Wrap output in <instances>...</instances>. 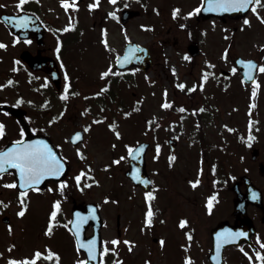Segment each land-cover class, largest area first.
Instances as JSON below:
<instances>
[{"label": "rangeland", "instance_id": "374dc122", "mask_svg": "<svg viewBox=\"0 0 264 264\" xmlns=\"http://www.w3.org/2000/svg\"><path fill=\"white\" fill-rule=\"evenodd\" d=\"M69 2L75 3L73 0ZM94 2L95 0H84V5L73 9V15L70 16L62 6L61 0H36V6L53 26L62 29L61 27L71 23L78 31H71L72 34L67 36L69 42H65L64 38L62 44L66 50L65 64L68 71L73 69L77 75L73 78L75 81L73 89H69L67 100L52 97L47 106L43 105L45 103L38 105L36 123L42 127L48 126L49 135L57 145H62L60 150L68 158L72 168L68 179L69 193L74 195L77 201H93L101 206L104 220L101 234L104 241H109L108 246L111 245V239L116 237L120 239L121 243L115 246L112 264H115L116 260L122 261V264H146V261H150L151 264H185V258L188 256L193 258V264H208L206 255L209 251V229L219 219L228 215L232 198L228 190H221L216 195L217 199L213 202V209L208 217L205 211L209 212L205 205L208 197L213 195L210 193L212 183L216 180L220 182L221 187L227 188L240 175L246 174L263 190L264 195V177L259 175L256 165L249 160L252 145L246 147V144H237L235 140L237 137L240 141L245 140L242 132L253 129L251 113L253 87L243 86L238 73L232 72V58L236 55L252 57L253 34L246 29L234 32L233 28H238L236 23L224 26L215 19L207 20L208 22L197 21L198 26L191 28L196 17L194 18V15L187 17L186 14L198 7V0H117L116 5L110 0H99L100 6L90 10L88 5ZM0 4L10 10L15 8L16 0H0ZM120 6L140 11L139 17L130 20L124 28L118 21ZM175 8L181 11L173 18L172 12ZM113 11L116 12V17L108 15ZM181 24H185L186 27L181 28ZM141 25L151 27L145 30ZM102 28L107 29V39L113 51H108L102 42L104 38ZM189 28L191 29L188 31ZM125 31L130 40L149 48L153 64L146 73L135 69L127 75V80L121 77L119 80L125 81L114 84L112 90L115 97L109 104L106 95L103 102L96 100L94 102L96 95L93 94L100 92L107 80V77L101 78V73L107 70L109 65L114 66L115 56L120 53L126 42ZM198 31L200 34L196 40L199 38L198 44L203 55L192 60L186 59L185 56H189L186 47L192 35ZM72 38L75 40L73 45L71 43L74 42L70 41ZM52 41L55 40L52 38ZM224 47L228 48L229 52L226 62L221 57ZM205 61L215 67L208 70ZM173 67L176 69L175 73L172 72ZM221 69L228 71L225 77L220 75ZM204 71L210 74L206 82L201 79ZM116 80L114 77L113 81ZM196 82L203 83V89L197 86L195 92H188L187 87ZM178 83H185L187 87L179 89L176 87ZM165 89L168 92L167 99L173 104V110L176 111L178 106L187 109L183 119H179L177 112L171 113L161 108L165 99ZM259 89L263 97L264 85ZM99 96L101 97V94ZM41 99L44 100V96ZM261 105L260 126L264 127L262 101ZM65 106L64 116L50 124L49 121L64 111ZM201 108L204 118L203 126L200 127L197 124L201 125V122L196 112L192 110ZM85 109L88 111L85 112ZM124 112L131 114L125 117ZM100 117L107 119L93 123L94 119ZM148 121L152 122V129L148 128ZM110 122L118 125V130L122 133L120 139H117L114 132L108 128ZM89 124L91 129L85 133L84 142L79 146L87 157L86 161H82L73 156L65 137L74 129ZM157 124L160 126L156 127ZM225 125L231 133L224 130ZM233 135L236 138H233ZM170 137L178 141L176 160L172 161L171 166L168 163L171 153L165 144L166 139ZM200 137L206 145L203 154L199 145ZM141 140H149L152 145L147 153L146 163L154 184L152 191L155 192V198L151 201L154 223L147 227L144 221L148 201L138 188H132L124 178L126 159L119 165H112L107 171L103 169L105 163L126 156L125 145H134ZM158 143L161 145V151L159 158L155 159ZM112 144H116V148H112ZM208 144L222 148L215 154L213 150H206L210 147ZM214 159H220L219 164L215 165V174L212 171ZM260 159L264 161V149L261 150ZM86 164L92 165L94 176L100 181V186L93 185L84 192H75L77 189L74 187L72 177L80 169L85 168ZM197 178L201 183L193 188L189 181ZM200 190L203 194H200ZM105 196L118 203L111 201L104 203ZM53 197L54 195L51 196V200ZM68 204V200L65 199L62 206L68 208ZM43 207L44 204H41L36 208L33 220L35 227L30 232L32 237L29 236L24 241L26 244L33 245L39 240V236L44 235L43 230L41 233L37 231ZM117 214L120 216L119 235L115 227ZM252 216L256 217L254 213ZM184 217L189 223L181 228L179 222ZM255 221L259 237L264 240V229L259 223V215ZM53 232L54 234L51 237L47 236V239L51 248L61 255V264H74L79 256L73 248L69 234L58 228L53 229ZM189 232L192 239L187 238V243H184L183 240ZM154 238L157 240L154 241ZM161 238L164 240L163 245L160 244ZM125 240L135 242L132 251H129V245L123 243ZM259 250L264 252V248ZM226 263L248 264L234 251L227 252ZM105 264H108V260Z\"/></svg>", "mask_w": 264, "mask_h": 264}, {"label": "snow or ice", "instance_id": "6c2138e0", "mask_svg": "<svg viewBox=\"0 0 264 264\" xmlns=\"http://www.w3.org/2000/svg\"><path fill=\"white\" fill-rule=\"evenodd\" d=\"M28 2V0H18L17 7L23 10V6ZM110 2L113 5H116L117 0H110ZM205 3L207 4V11L210 12H231V11H247L251 10V12L255 13L256 16L261 20L262 23H264V16L260 14V12L257 10L258 7L264 8V0H205ZM61 4L64 7V9L67 11L69 8L76 9L78 8V4L76 3H70L69 0H61ZM99 0H95L94 3H90L88 5V8L90 10L98 8ZM127 7V5H125ZM204 7V4L202 3L200 6L194 8L192 11L188 12L186 15L187 17H192L194 14L199 13L201 11V8ZM179 8L173 9L172 16L173 18H176L178 14L180 13ZM109 16L116 17V12H110L108 14ZM5 20L8 21H17L15 23V27L21 28V27H27L29 22L32 20V17L30 16H12V17H4ZM71 19V18H70ZM244 25H251V21L246 17L243 21ZM74 27L73 24H69L63 31H67L68 28ZM151 26L149 25H141L142 29H149ZM181 28H185V24L180 25ZM191 35V33H189ZM103 44L105 48L108 51H113L111 49V46L109 45L108 39H107V29L103 30ZM125 39L128 42V48L126 53L123 56H120L117 54L115 56V65L123 66L127 63H130L133 59H139L135 55L137 51L143 52L144 49L141 48L140 45H133L130 38L127 36V32L125 31ZM30 43V41H29ZM7 45L0 42V48H6ZM261 48H264V45L260 46ZM57 55L60 54V47L57 46L56 48ZM228 56V49H225L224 52V59L227 60ZM186 59H191L190 56H185ZM238 64L245 66V79L248 81H251L256 87L252 89V96H256V89L259 87V82L255 79V76L253 75L254 70H258L261 73H264V64H257V62L248 59H240L237 61ZM210 67H215L214 65H211L209 62ZM232 72H236V68L233 67ZM131 71H135V69H132ZM113 72V65H109L107 70L101 73V78L108 77L110 73ZM172 72L175 73L176 69L173 67ZM209 73L207 71H204L201 79L202 81H207L209 79ZM65 80H68V75L65 72ZM152 83H155L152 81ZM8 85L13 84V80L9 79L7 81ZM46 86V85H44ZM200 89H203L204 84L201 83L198 85ZM4 85H0V88H3ZM179 89H185L187 86L185 83H178L176 85ZM197 88V85H192L191 87H187L188 92H193ZM107 90V84L104 88L101 89L100 92L94 93L93 95L99 96L101 92H104ZM69 95V86H65L63 90V94L61 96L62 99L67 100ZM167 89L164 90V101L161 104V108L163 109H172L173 104L167 99ZM19 102H22V98ZM29 103H32L29 101ZM47 106V102H45V105ZM254 106V105H253ZM66 111V106L64 111H61L57 116L53 117L52 120L49 121V123H54L56 120L62 118L64 116V112ZM88 109H85V112H87ZM180 112H186L187 109L184 107L179 108ZM193 112L196 111H203V109H193ZM131 113L124 112L123 115L125 117L129 116ZM104 119H107L106 117H100L99 119H94L93 123H100ZM183 119V117H181ZM148 128L152 129L153 124L151 121H148ZM175 123V122H174ZM160 125L157 124L156 127H159ZM109 129H111L114 132V135L117 139H120L122 137V133L118 130V125L115 122H110L108 124ZM227 127V125H225ZM5 129L6 126L3 122H0V138H3L5 136ZM91 129V125H84L82 128V131H76L74 134L65 137V140L69 143L76 146V154L78 158L82 161H86L87 157L85 152L78 146L80 143L83 142V133L88 132ZM32 131H37V129H32ZM249 139H251V136H249ZM116 144H112V148H116ZM62 145H52L45 139H34V140H27L25 139V130L23 128L20 129L19 138L16 139L10 147H6L4 149H0V176H2L9 168L15 169L18 172V181H12L10 183H6L4 186L9 188H19L22 189L18 193V203L20 205L19 210L17 212V215L19 217H24L26 211L28 210V203L26 198L29 196V191H36L40 192L42 189L40 188V185L49 178H52L56 181V187H48L47 190L50 192H58L59 195L63 199H67L66 191L69 188V180L68 179H61L65 175L66 172V164L68 158L65 156H62L58 154L57 149L61 148ZM127 148V156H120L118 158H115L111 161V163H105L103 165V169L105 171L112 168V165H119L122 160H125L126 158H132V159H140L142 157V154L144 153L145 146L140 145L139 142H137V145H125ZM156 156L155 159L159 158V153L161 151V145L158 143L156 145ZM176 160L175 154H171L169 156V165L171 166L172 161ZM213 173H215V167L213 166L212 169ZM203 169H200V174L202 175ZM131 176L134 180L143 183L145 187L151 181H149L147 178L143 177L140 174V169L138 167L134 168ZM74 180V187L80 191L84 192L86 188H91L93 185L100 186V181L95 178L94 176V169L92 168L91 164H86L85 168L80 169L73 177ZM87 181V183H85ZM189 183L192 185L193 188H196L200 183L201 180L197 178L196 180L189 181ZM158 187V186H157ZM145 197L148 201V210L145 214V226H151L154 223L153 216L154 211L152 208L151 201L155 198V192L154 191H147L145 192ZM257 198V194L254 192L252 194V199L255 200ZM217 197L215 195L209 196L207 199V210L209 213L212 212L213 209V202L216 201ZM111 201V197L105 196L104 197V203H108ZM113 203H118V201H111ZM0 205H2L4 208H7L9 206V203H6L4 201H0ZM99 205H94L91 207L90 212L88 215H84L80 212L74 213V219L62 221L58 219V216L62 212V200L61 199H54L51 211L49 213V219L47 222V226L45 229V235L51 237L54 232L53 229L55 226L60 225L66 228L70 233H72L75 237V245H76V251L77 253H83L81 258H77L74 261V264H93V262H97V264H105V261L103 257H105L109 252H116V248H109L108 244L109 241H100L97 236H93L90 239L84 240L82 238V232H83V225L87 223L89 218L92 219H98L97 217V208ZM189 221L184 218L181 219L179 222V226L181 228H184ZM9 233L13 232V227L11 224L8 225ZM248 233L246 231L240 230V231H233L231 229H225L224 232L220 233L218 232L216 234V256H213L212 259L217 261V264H219V260L217 259L220 256V250L223 244L228 242H235L240 237H247ZM188 240L192 239L191 232L187 233ZM257 242L260 244V248H264V240H262L257 235ZM110 243L113 246L119 245L121 243L120 239L118 237L111 239ZM123 243L129 245V251H132V245L135 243L134 241H128L125 240ZM160 244H164L163 238L160 240ZM13 248H15V245L9 246V251H11ZM241 251L244 252V254L248 257L251 264H264V252H261L259 250H255V260H253V256L245 251L243 247H241ZM3 253H0V256H2ZM99 258V259H98ZM46 260L51 262V264H61V255L53 250L50 246H45L43 250L40 248H37L34 250V253L30 257H24L23 259H16L14 257H9L6 261V264H38L39 261ZM115 264H122V261L116 260ZM146 264H151L150 261H146ZM185 264H193V258L191 256H188L185 258Z\"/></svg>", "mask_w": 264, "mask_h": 264}, {"label": "flooded vegetation", "instance_id": "af4514ba", "mask_svg": "<svg viewBox=\"0 0 264 264\" xmlns=\"http://www.w3.org/2000/svg\"><path fill=\"white\" fill-rule=\"evenodd\" d=\"M36 0H28L27 5L23 7V10L16 7L13 9H6L4 5L0 4V13H18L20 11H26L35 14L41 24L44 26L45 31L42 39H38L36 35L30 34L26 38H19L13 36L7 32L4 25L0 22V29L4 33L0 32V42L7 45L6 48H0V85H4L0 88V122H3L6 126L5 136L0 138V149H4L10 146L16 139L19 138L21 126L19 116L14 115L10 108L22 109V119L25 121L26 130L28 131L31 138L37 133L47 134L48 126H39L36 121V107L43 102L51 101L52 97L62 96L64 87L67 85L65 80V72L67 68L65 61V49L60 44L63 43L64 37L59 35L60 29L52 25V23L43 15L40 8L36 6ZM262 16H264V8L258 7L257 9ZM67 12L70 16L72 11ZM252 17V31L254 34V47H253V59L257 64H264V23L256 16L255 13L251 12ZM244 19V18H243ZM243 19H240L241 21ZM223 22H228L227 19ZM54 28V31H53ZM4 36V38L2 37ZM52 38L55 41H52ZM30 41V43H29ZM57 44L60 47V54L57 55L56 48ZM31 58H35L40 64L44 62H51L53 60L57 66L59 73V86L56 87L45 73L43 69H34L26 64L22 55ZM13 80V84L8 85L7 81ZM259 85H264V73L256 70V78ZM46 85V86H44ZM260 89H256V96L254 97V121L257 128L260 126L261 101L264 105V96L261 98L259 95ZM37 92L40 96H44V100L41 97H37ZM22 98V102H19ZM31 101L32 103H29ZM38 102V103H37ZM24 129V128H23ZM37 129V131H32ZM25 130V129H24ZM26 134V131H25ZM262 138L260 133L257 137L259 139L260 147H264V129L262 130ZM34 140V137H33ZM16 181L13 171L9 169L2 176H0V201L9 203L7 208L0 205V264H6L9 257L16 259H23L24 257H30L33 255L34 250L40 248L43 250L45 246H50L47 236L44 234L43 237L39 236V240L33 245L26 244L24 242L27 237L31 236L30 232L34 229V217L37 206L44 204V210L40 213V225L38 233L41 230L44 231L47 226L49 219V213L51 211V197L47 189L36 192L34 190L29 191V196L26 198L29 205L28 210L24 217H19L17 212L19 210L18 193L21 189L5 187L6 183ZM51 184V183H49ZM48 184V186H49ZM73 201V200H72ZM71 201V203H72ZM71 209V208H70ZM67 215V208L62 207V212L58 216V219L64 221ZM70 212V210H69ZM70 217V214H69ZM68 217V219H69ZM227 220L232 223L233 216L228 215L223 220ZM11 224L13 232L9 233L8 225ZM90 230V227L87 231ZM89 234V233H88ZM32 237V236H31ZM15 245L11 251H9L10 245ZM243 246L248 247L246 244ZM249 248V247H248ZM46 260L39 261L38 264H49Z\"/></svg>", "mask_w": 264, "mask_h": 264}, {"label": "water", "instance_id": "95a60500", "mask_svg": "<svg viewBox=\"0 0 264 264\" xmlns=\"http://www.w3.org/2000/svg\"><path fill=\"white\" fill-rule=\"evenodd\" d=\"M203 4H204V7H202V11H201V16L202 17H208V16H211V15H216V16L222 17L223 15H228L230 17L237 18V17L243 16L248 11L247 10V11H231V12H210V11H207V4L205 3V1L203 2ZM137 14L138 13L134 12V11H129V10L123 11L122 12V18H121L122 22L124 23L128 18H130V17H132L134 15H137ZM4 17H6V16L2 17L3 21L7 24L9 30L12 31L13 33L20 34L21 30L14 26V22L15 21L5 20ZM8 17H12V16H8ZM132 44L136 45L135 43H132ZM128 46L129 45L126 44V46L124 48V54L126 53ZM141 48L144 49L143 52L137 51L135 53V55L137 57H139V59H133L130 63H127V64H125L123 66L117 65V67L118 68H125V67L135 66L136 65V66L141 67L145 71L150 66L151 59H150V55L148 53V50L145 47H143V46H141ZM192 48H194V47H189V50L191 51L192 54H194L195 52L193 51ZM123 55H121V56H123ZM239 60H240V58H237L235 60V64H236L237 68L239 69L243 80L246 83H250L251 81H248V80L245 79V71H246L245 66L240 65V64L237 63V61H239ZM140 145H144L146 147L145 144H140ZM128 163H129V170H127L125 172V175L127 177H129L135 185H140L141 187L147 189L150 183L147 185V187H145V185L143 183H140V182L134 180L132 178V176H131V173H132L133 169L138 167L140 169V174L143 177L148 179L147 174H146L145 169H144V153L142 154V157L140 159H135L134 160L132 158H129ZM66 170H67V168H66ZM17 178L19 179L18 175H17ZM49 179H52V178H49ZM242 179H243V181L245 183L246 193L245 194H239V193L236 192L237 193V197L233 200V203H234V213L235 214L242 213L244 215V219L235 221V227H233V228L232 227L227 228L226 227V223L225 222H221V223L218 224V226L216 228H214L211 231L212 247H211V252H210L208 258H209V260L211 261L212 264H217V261L213 260L212 257L216 256V234L218 232L222 233V232H224L225 229H231L233 231L243 230V231H246L248 233V236H249L250 233L253 232V226H252L250 220L246 217L245 210H246V205L249 202H251V203H253L255 205L261 204V202H260V192L251 184L249 179H247L246 177H242ZM46 180H48V179H46ZM236 185H237V183L233 186V189H235V190H236ZM254 192L257 194V198L255 200L252 199V194ZM85 213L87 214V210H86ZM97 217H98V215H97ZM90 220H91V222H93L94 229H95V232H96L97 228L99 227V217H98V219L90 218ZM248 236L247 237H243V238L245 240H247ZM82 238L84 239V237H82ZM240 238L237 241H235V242H228V243H225V244L222 245L221 250H220V256L217 258L219 260V264H222V252H223V249L226 248L227 246L239 243L242 240ZM93 264H97V262H93Z\"/></svg>", "mask_w": 264, "mask_h": 264}]
</instances>
